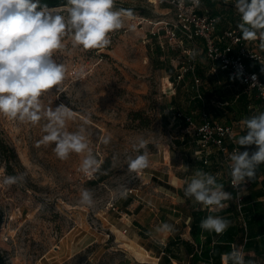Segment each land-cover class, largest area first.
Listing matches in <instances>:
<instances>
[{
  "label": "rangeland",
  "instance_id": "374dc122",
  "mask_svg": "<svg viewBox=\"0 0 264 264\" xmlns=\"http://www.w3.org/2000/svg\"><path fill=\"white\" fill-rule=\"evenodd\" d=\"M213 3L203 0V7L230 13L227 18L221 15L224 28L237 29L239 17L230 0ZM116 7L131 9L135 19H125L124 28L113 35L107 49H72L58 54L67 69L63 93L53 89L41 98L42 107L64 103L73 108V119L66 122L68 131L83 125L91 133L87 142L103 162L102 174H97L99 182L79 171L86 153L60 160L53 152L54 145L35 146L44 135L45 120L33 126L0 116V132L19 158L11 167L0 160V180L5 175L27 174L23 185L0 182V253L5 264H123L134 260L132 248L120 242L126 237L115 227L124 231L126 216L131 222L150 218L156 224L159 219L150 215V208L168 202L162 190L171 187L170 178L187 179L199 169L194 138L175 117L181 111L199 121L202 105L194 98L192 78L186 82L171 78L183 61H191L167 36L174 13L169 6L151 0H116ZM50 10L63 12L58 7ZM129 24H135V29L129 30ZM249 45L264 50L258 40ZM194 57L197 66L207 63L201 50ZM255 66L264 77V65ZM80 71L84 77L77 80ZM201 77L199 88L206 109L215 118H229L221 101L239 106L237 94L244 92V86L213 82L206 74ZM86 118L89 122L84 125ZM106 135L112 139L103 145L100 138ZM140 137L148 141L150 167L129 172L127 160L136 155L131 145ZM123 186L130 189L126 199L119 196ZM84 188L92 192V208L79 203ZM127 236H131L130 229ZM154 240L159 239L154 236Z\"/></svg>",
  "mask_w": 264,
  "mask_h": 264
},
{
  "label": "clouds",
  "instance_id": "9594fccd",
  "mask_svg": "<svg viewBox=\"0 0 264 264\" xmlns=\"http://www.w3.org/2000/svg\"><path fill=\"white\" fill-rule=\"evenodd\" d=\"M230 2L239 17L236 27L242 39L258 40L259 47L264 49V0ZM179 3L183 5L184 0H179ZM192 3L198 7L200 0H192ZM58 8L63 12L50 10L41 0H0V116L33 126L45 120L44 135L35 146L54 145L53 152L60 160H67L73 153H86L79 171L94 179L97 174H102L103 162L97 159L87 142L91 133L83 125L76 131H68L66 122L73 119V108L64 103L42 107L41 98L53 89L58 94L63 93L61 85L66 79L67 69L58 60V54L70 53L72 49L84 52L107 49L113 42V35L124 28L125 19L132 21L135 16L131 9L116 7V0H65ZM219 19L217 17L214 22L218 23ZM134 29L135 24H129V30ZM83 77V71L76 74L77 80ZM261 92L264 94V85H261ZM88 122L86 118L83 124ZM240 124L243 134L234 138L238 147L228 154V175L238 195L245 192L246 184L255 178L260 165L264 164V111L245 116ZM111 139L106 135L100 138V143L108 145ZM252 146L255 150L249 151ZM241 148L245 150L241 151ZM131 151L136 155L127 160L129 172L139 173L150 167L146 139L138 138L131 145ZM26 179L27 174L21 172L5 175L0 182L5 186L23 185ZM185 185L184 197L209 209L210 213H219L228 206V201L233 200L232 193L225 190L217 175L203 169H196ZM129 191L123 186L120 198L126 199ZM79 203L88 208L95 206L90 189L80 191ZM230 225L228 219L213 214L200 222L203 231L217 235L225 233ZM155 231L171 233L174 226L165 222ZM245 257L243 248L236 245L220 254L221 264H255L254 260H246Z\"/></svg>",
  "mask_w": 264,
  "mask_h": 264
},
{
  "label": "crops",
  "instance_id": "0c3cea01",
  "mask_svg": "<svg viewBox=\"0 0 264 264\" xmlns=\"http://www.w3.org/2000/svg\"><path fill=\"white\" fill-rule=\"evenodd\" d=\"M201 9L204 10L209 8H204L202 2ZM218 12L222 11L214 10L211 13L220 18L218 30L221 32L228 29L224 28L221 17L227 18V15L230 13L224 12L220 14ZM186 46L190 47L191 44L186 42ZM178 69L179 68H177L174 75H171L172 81L186 82L188 78H192L194 82V74L192 73H188L183 79L178 80ZM204 74L213 82H230L232 84L237 82L229 77L223 70H218L216 73L210 72V64L208 62L205 65L199 64V66L196 67L195 75L200 77L201 81V75ZM172 81L170 80V82ZM232 84L228 86H232ZM239 95L240 94H237L238 99ZM255 98L257 97L255 96ZM221 103L226 106V108L224 107V109H226L225 112L230 113L228 116L229 118L223 115H219L215 118L210 112L209 113L220 123L234 124L237 130L236 137H238L243 134L244 131L243 126L240 124V121L244 118V114L240 111L234 112V107L237 106L234 102L229 104L228 101H221ZM251 107L254 109L249 111L247 115L245 114V116H250L258 112V110L264 111L261 101L260 104H254L251 105ZM225 112L223 113L225 114ZM190 115L193 116L192 114ZM221 116H223L224 119L220 120L219 118H221ZM195 119L198 121L197 118ZM201 121L202 110L198 122ZM190 133L193 136L192 132ZM249 149L253 151L255 150V146ZM195 157L202 160L199 155H197V152L195 153ZM203 170L217 175L218 180L224 184L225 190L231 192L233 195L232 189L228 183V169L223 163L222 154L214 152L210 157L209 163L204 165ZM191 176L192 175L188 176L187 179L176 175L170 178V182L168 183H170L171 187L162 190L168 198V202L150 208L152 211L150 215H154V217L159 219V221H156V224H154V220L151 221L150 218L146 222H141L140 220L138 222L134 218L133 222H131L128 216H126L125 220L123 218V221L126 223H124V231L115 227L116 231L122 233L124 237H126V239L120 240V242L124 241L125 244L131 243L132 246L135 247H132L134 251L133 257L135 259L126 260L123 264H221L220 254L230 251L232 245L243 248L246 253V260L252 259L255 261V264H264V164L260 165L255 178L251 181L245 193L244 210L248 222L247 233L242 230V221L236 210L234 195L233 200L228 201V206L219 213H210L209 209L196 205L192 200L184 197L183 188L186 186L185 181L189 180ZM209 214L220 215L231 221V225L225 233L217 235L214 232L203 231L200 228L201 220ZM165 222L173 225L174 231L171 233H157L155 231L156 227ZM131 223L133 226H131ZM128 228L130 229L131 236H127L129 232ZM154 236L159 240H154ZM151 239L154 240L155 243ZM141 252L143 255H140Z\"/></svg>",
  "mask_w": 264,
  "mask_h": 264
},
{
  "label": "built area",
  "instance_id": "2783aa9c",
  "mask_svg": "<svg viewBox=\"0 0 264 264\" xmlns=\"http://www.w3.org/2000/svg\"><path fill=\"white\" fill-rule=\"evenodd\" d=\"M151 1L155 4H168L174 13L173 20L167 26V36L171 43L182 47L191 59L189 62L183 61L180 64L177 79H183L188 73L194 74L195 97L203 100L201 122L181 111L176 112L175 117L187 123V128L200 146L197 153L204 163L208 164L211 155L216 152L222 154L223 163L229 171L228 154L238 147L234 142L237 130L234 124H223L215 120L206 109V101L199 88L201 78L195 75L197 64L194 56L201 50L210 64V72L216 73L218 70H223L229 77L243 85L245 92L250 95L254 93L264 108V94L261 92L264 77L260 70L255 69V65H264V50L251 47L250 41L243 40L241 33L235 28L219 32V22H214L218 16L213 15L209 9L200 11L203 0H200L198 7L192 3V0H184L183 5H180L179 0ZM186 42H189L191 46L187 48ZM253 77L256 79L253 80ZM228 183L234 195L236 210L242 221V229L247 233L248 222L244 210L245 193L251 181L246 184L242 195H238V190L231 185L230 177Z\"/></svg>",
  "mask_w": 264,
  "mask_h": 264
},
{
  "label": "trees",
  "instance_id": "16d2710c",
  "mask_svg": "<svg viewBox=\"0 0 264 264\" xmlns=\"http://www.w3.org/2000/svg\"><path fill=\"white\" fill-rule=\"evenodd\" d=\"M213 1L211 2V0H210V4L212 6H214ZM64 2H65V0H41V3L42 4L46 3L49 6V9L57 8V7L61 6ZM163 5L168 6V4H163ZM202 10L203 9H200V11H202ZM255 69H257V66H255ZM195 99H197V102L200 103L203 107V100L198 98V97H195ZM239 103H240V105L238 107L237 106L234 107V112L240 111L244 114L243 117H245V114L247 115L249 113V111L254 109L253 107H251V105L260 104V100L255 98L254 93L249 95L248 93L242 92V94L239 95ZM179 121L184 123L185 126L187 127V123L185 122V120H179ZM194 142L196 143L195 144V147H196L195 151L197 152L199 150L200 146H199V144L195 138H194ZM177 143L182 144V142L180 140H177ZM197 155H198V153H197ZM15 159H17V160L19 159L15 148L12 147L7 142V140L3 137L2 133L0 132V160L5 161L7 163V165L9 167H11L12 161ZM204 165H205L204 161L199 160V169H202L204 167ZM99 180H100V178H95L92 181L94 183H96V182H99ZM131 201H132V198H129L128 203H130ZM1 217H2V213L0 212V219H1ZM0 223H1V220H0ZM0 263L5 264L4 257H3V255H1V253H0Z\"/></svg>",
  "mask_w": 264,
  "mask_h": 264
},
{
  "label": "bare ground",
  "instance_id": "6f19581e",
  "mask_svg": "<svg viewBox=\"0 0 264 264\" xmlns=\"http://www.w3.org/2000/svg\"><path fill=\"white\" fill-rule=\"evenodd\" d=\"M126 245L129 246V247H131V248H132V247L135 248L134 246H132L131 243H126ZM140 255H143V253L141 252Z\"/></svg>",
  "mask_w": 264,
  "mask_h": 264
}]
</instances>
